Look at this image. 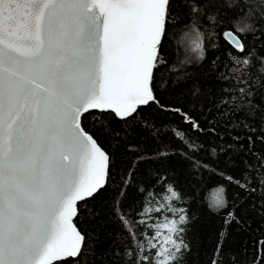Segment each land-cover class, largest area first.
<instances>
[{
    "label": "snow or ice",
    "instance_id": "snow-or-ice-1",
    "mask_svg": "<svg viewBox=\"0 0 264 264\" xmlns=\"http://www.w3.org/2000/svg\"><path fill=\"white\" fill-rule=\"evenodd\" d=\"M206 23L223 24L217 35L226 45L224 59L212 63L223 85L226 127L258 133L264 143V45L253 48L247 39L264 40V0H0V264H84L90 237L74 221L82 210L94 213L89 201L111 180V156L85 127V115L129 125L154 104L203 131L180 107L161 104L157 90L163 72L177 81L187 76L181 70L192 60H177V43L191 39L195 61H204ZM173 132L186 142L182 131ZM107 134L119 137L115 128ZM186 147L202 150L191 142ZM251 160L258 175L246 162L240 179L227 177L248 194L264 189V151ZM135 168L112 198L122 236L113 264H185L183 208L170 204L172 218L149 224L153 209L145 206L139 230L124 212ZM167 191L166 199H181L170 185ZM223 192L212 197L216 211L228 207ZM234 222L239 218L229 210L225 224ZM256 243L254 264H264V241ZM221 252L218 243L211 264H221Z\"/></svg>",
    "mask_w": 264,
    "mask_h": 264
},
{
    "label": "trees",
    "instance_id": "trees-1",
    "mask_svg": "<svg viewBox=\"0 0 264 264\" xmlns=\"http://www.w3.org/2000/svg\"><path fill=\"white\" fill-rule=\"evenodd\" d=\"M222 27L223 24L202 25L207 47L204 61H195L191 39L177 43V60H192L181 70L182 73L186 71L187 76L177 81L176 74L163 72V80L158 81L157 96L161 104L166 108L180 107L200 123L203 131H194L180 115L154 104L142 108L137 120L129 125H110V118L100 117L99 113L83 117L85 127L95 133L98 142L111 156L108 187L95 200L89 201L88 206L94 209V213L89 215L82 210L75 220L77 227L90 237L84 264H113L116 259L122 236L110 208L112 198L122 187L123 178L134 163L135 179L127 189L128 198L123 200L122 208L134 221L137 230L142 227L138 223L142 218L139 213L145 206L153 209L148 223L162 224L166 218H172L168 211L171 204L183 208L188 216L183 235L190 251L184 257L185 264H211L218 243L222 245V252L216 259L221 264H254L257 260L256 242L264 241V189L258 188L248 194L235 182H229L227 177L240 179L245 173L246 162L253 164L251 172L258 175L256 162L251 160V156L253 152L259 156L264 151V143L258 138V133H248L239 126L226 127V117L222 115L220 105L223 85L212 63L217 57L220 61L224 59L226 45L217 35ZM180 39V36L176 37L177 41ZM247 39L253 48L264 45V40L258 35ZM232 124L236 121L233 120ZM110 128H115L119 137L108 135ZM174 129L182 131L186 142L202 147V150L190 152L186 142L174 135ZM248 135L253 137L252 143H249ZM236 136L240 139H234ZM160 152L168 155L160 156ZM137 156L141 157L138 162ZM190 156L207 163L208 167H194ZM169 185L179 193L180 200H163ZM220 188L224 189L228 207L216 211L211 202ZM156 208L160 211H155ZM229 210L235 211L239 223L225 224Z\"/></svg>",
    "mask_w": 264,
    "mask_h": 264
},
{
    "label": "bare ground",
    "instance_id": "bare-ground-1",
    "mask_svg": "<svg viewBox=\"0 0 264 264\" xmlns=\"http://www.w3.org/2000/svg\"><path fill=\"white\" fill-rule=\"evenodd\" d=\"M168 196V192H165V194L163 195V200L165 199V197Z\"/></svg>",
    "mask_w": 264,
    "mask_h": 264
},
{
    "label": "water",
    "instance_id": "water-1",
    "mask_svg": "<svg viewBox=\"0 0 264 264\" xmlns=\"http://www.w3.org/2000/svg\"><path fill=\"white\" fill-rule=\"evenodd\" d=\"M83 119V118H82ZM75 222V221H74Z\"/></svg>",
    "mask_w": 264,
    "mask_h": 264
}]
</instances>
